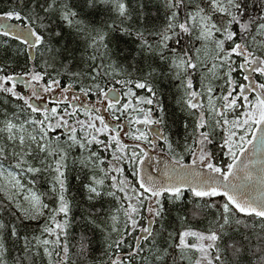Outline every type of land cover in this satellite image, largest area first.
Here are the masks:
<instances>
[{"label":"snow or ice","instance_id":"6c2138e0","mask_svg":"<svg viewBox=\"0 0 264 264\" xmlns=\"http://www.w3.org/2000/svg\"><path fill=\"white\" fill-rule=\"evenodd\" d=\"M0 264H264V0H0Z\"/></svg>","mask_w":264,"mask_h":264}]
</instances>
